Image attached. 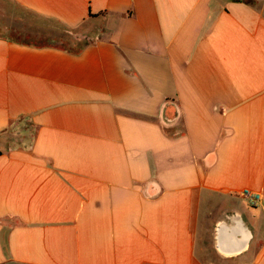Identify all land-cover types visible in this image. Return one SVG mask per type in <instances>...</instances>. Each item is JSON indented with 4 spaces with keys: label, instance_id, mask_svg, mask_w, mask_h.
<instances>
[{
    "label": "crops",
    "instance_id": "obj_1",
    "mask_svg": "<svg viewBox=\"0 0 264 264\" xmlns=\"http://www.w3.org/2000/svg\"><path fill=\"white\" fill-rule=\"evenodd\" d=\"M0 264H264V0H0Z\"/></svg>",
    "mask_w": 264,
    "mask_h": 264
},
{
    "label": "built area",
    "instance_id": "obj_2",
    "mask_svg": "<svg viewBox=\"0 0 264 264\" xmlns=\"http://www.w3.org/2000/svg\"><path fill=\"white\" fill-rule=\"evenodd\" d=\"M238 196L245 201L247 206L252 208L257 207L262 201L261 193L252 192L246 189L239 191Z\"/></svg>",
    "mask_w": 264,
    "mask_h": 264
}]
</instances>
